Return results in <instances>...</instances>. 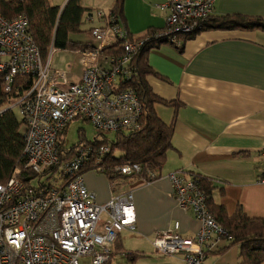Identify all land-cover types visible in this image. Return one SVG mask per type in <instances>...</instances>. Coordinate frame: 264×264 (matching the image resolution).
<instances>
[{
    "label": "built area",
    "instance_id": "1",
    "mask_svg": "<svg viewBox=\"0 0 264 264\" xmlns=\"http://www.w3.org/2000/svg\"><path fill=\"white\" fill-rule=\"evenodd\" d=\"M216 0H170L168 29L164 35L191 33L198 20L212 13ZM102 16L101 13H98ZM94 29L97 48L79 51L84 69L79 83L58 88L52 77L65 81V74L50 71L48 60L40 52L29 32L24 15L6 20L0 14V74L3 91L13 101L0 108L17 109L22 122L24 164L0 183V264H79L88 258L90 264H108L118 235L133 229L135 213L131 192H115L105 204H97L83 182L81 170L94 165L92 171L102 173L99 158L107 154L108 145L93 150L87 146L66 158L59 146L68 125L76 120L88 121L98 133L114 134L137 129L142 107L130 90L114 93L121 74L144 41H124V55L109 57L110 69H99L97 59L102 50L115 42V33ZM112 38L109 39V35ZM126 39V34L121 33ZM176 41L174 36L170 38ZM17 77L31 78L27 88H20ZM261 177L264 183V147L261 149ZM124 178L140 173L138 164L116 168ZM146 181L155 179L148 173ZM174 196L183 210L191 211L200 222L193 238L179 234L176 223L170 231L158 234L154 249L162 255L182 256V264H203L205 252L222 241L231 239L208 210L207 197L194 180H186L176 172L169 176ZM35 181V183H33ZM123 179L112 182L118 187Z\"/></svg>",
    "mask_w": 264,
    "mask_h": 264
},
{
    "label": "crops",
    "instance_id": "2",
    "mask_svg": "<svg viewBox=\"0 0 264 264\" xmlns=\"http://www.w3.org/2000/svg\"><path fill=\"white\" fill-rule=\"evenodd\" d=\"M47 1L61 10L68 0ZM86 1L82 0V5L90 10L83 14L80 28L89 39L81 40V33L68 35L76 45L68 50L76 57L73 65L77 63L79 73L69 70L66 76L64 72L65 81L53 76L60 89L80 82L84 63L79 51L93 45L91 31L111 28V0H103L109 3L107 13L93 12ZM169 1L123 0L121 24L128 41H141L151 31L164 34ZM211 15H241L264 21V0H216ZM179 43L180 47L166 43L152 48L147 59L155 74L146 76L145 81L156 97L168 102L167 106L156 104L154 111L173 127L171 148L159 176L152 181L125 179L118 182L119 189H114L105 175L92 170L82 176L99 205L116 191L133 195L134 228L118 235L108 264H182L181 255H162L153 247L155 237L172 230L176 223L184 238L195 237L200 229L199 220L175 199L168 177L172 173L178 172L186 180L198 175L212 182L211 215L224 229L220 209L227 218L240 213L249 219H264V183L259 181L264 147V30H205L179 39ZM55 51L51 48L47 58L53 72L61 64L56 57L63 56H56ZM109 57L102 54L97 59L99 69L111 68ZM230 241L222 240L206 251L203 264H240V245ZM79 264L90 261L82 258Z\"/></svg>",
    "mask_w": 264,
    "mask_h": 264
},
{
    "label": "trees",
    "instance_id": "3",
    "mask_svg": "<svg viewBox=\"0 0 264 264\" xmlns=\"http://www.w3.org/2000/svg\"><path fill=\"white\" fill-rule=\"evenodd\" d=\"M110 27L121 29L115 33V42L102 50V54L113 56L115 59L124 55V41H128L125 28L122 27L123 0H111ZM90 9L82 5V0H68L63 9L51 6L47 0H0V14L6 20L24 15L28 20L29 32L34 44L38 48L42 61L46 62L50 49L68 50L76 48L75 44L68 39L69 34L81 33V19L84 13ZM264 30V21L260 18H250L241 15H226L215 17L209 15L207 18L198 20L197 25L191 33L172 35L174 38L186 40L191 36L205 30ZM121 33L126 34V39L121 38ZM171 36V37H172ZM163 33L149 32L141 41H144L137 54L132 57L126 66V74H121L118 86L113 89L114 93L122 90H132L142 107L139 127L131 130H121L114 133V138L108 140L106 134L96 132L91 141L84 138L83 133L78 134L77 143L66 147L64 145V133L59 136V146L66 158L72 157L77 150L90 146L95 151L103 145L109 146V152L99 158L97 166H101L102 173L110 182L118 179L128 180L120 175L116 168L127 164H138L140 173L131 178L148 179V173H153L155 178L159 176L166 153L171 148V137L173 134L172 124H166L160 120L154 106L168 105V102L156 97L145 81L146 76L155 74L148 63V53L152 48L162 44L177 45L171 38ZM134 42L138 41L133 40ZM0 74V108L15 97L5 94L3 91V79ZM31 78L17 77L20 88H27ZM116 84V85H117ZM86 121V120H84ZM24 138L22 134V122L13 110H6L0 114V183H4L17 167L22 168ZM94 165L87 166L81 170V174L91 171ZM194 180L207 197V207L212 213L210 202L213 184L210 180L194 175ZM213 214V213H212ZM218 215L224 216L223 226L231 237L232 244L240 245V264H264V219H249L240 213L227 218L223 209Z\"/></svg>",
    "mask_w": 264,
    "mask_h": 264
},
{
    "label": "rangeland",
    "instance_id": "4",
    "mask_svg": "<svg viewBox=\"0 0 264 264\" xmlns=\"http://www.w3.org/2000/svg\"><path fill=\"white\" fill-rule=\"evenodd\" d=\"M87 4V6H90L93 9V12H96L97 10L100 12H104L107 13L108 11V6L109 3L106 1H95V0H87L85 2ZM96 9V11H94ZM80 36H78L81 40H84V42L89 39V36H87L86 32H83L81 34H79ZM74 37V35H71V38ZM92 37V36H91ZM91 40V44L90 47L92 48H97L99 43L92 37L90 38ZM74 52V51H73ZM75 53V52H74ZM56 56L57 55H63L62 57H56V59L60 60V65L59 67H57V72H61V73H67L66 76L69 74V70H71L72 74H78L79 73V68L77 67V63L75 65H73V61L75 62L76 57L73 53H71L70 50H56L55 51ZM76 54V53H75ZM51 54L49 53V56ZM77 55V54H76ZM64 73V74H65ZM69 76V75H68ZM74 76V75H73ZM13 112L15 113L16 117L18 119L19 115H18V111L16 108L13 109ZM79 133H83L84 134V138L87 141H91L96 133V130L91 126V124L88 121H84L82 119H76L74 121H72L66 130V134L63 136L64 138V145L66 147L72 146L73 144L77 143L78 141V134ZM108 140H112L114 138L113 134L110 133H106L105 135ZM33 183H35V181H33Z\"/></svg>",
    "mask_w": 264,
    "mask_h": 264
}]
</instances>
